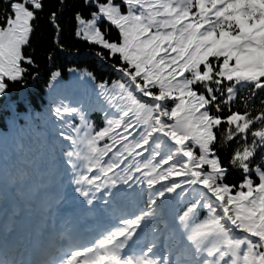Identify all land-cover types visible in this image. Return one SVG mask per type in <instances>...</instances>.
Listing matches in <instances>:
<instances>
[{
    "label": "snow or ice",
    "instance_id": "1",
    "mask_svg": "<svg viewBox=\"0 0 264 264\" xmlns=\"http://www.w3.org/2000/svg\"><path fill=\"white\" fill-rule=\"evenodd\" d=\"M68 8L69 0L52 9L49 0H4L0 98L41 77L32 45L42 18L65 47ZM71 24L98 66L69 68L65 79L53 70L56 54L45 58L50 161L65 178L60 199L70 194L94 207L104 193L113 203L115 176L132 160L163 158L153 171L151 163L137 168L150 189L167 187L152 207L198 190L200 200L180 218L190 224L197 214L195 227L183 229L190 245L208 249V264H264V0H76ZM161 168L166 174L151 179ZM146 217L154 214L124 220L100 248L81 250L68 236L62 258L49 251L41 264H165L144 231ZM236 231L245 238L233 239ZM140 238L144 253L125 258ZM175 239L184 247V237ZM0 264H16L14 250Z\"/></svg>",
    "mask_w": 264,
    "mask_h": 264
},
{
    "label": "trees",
    "instance_id": "2",
    "mask_svg": "<svg viewBox=\"0 0 264 264\" xmlns=\"http://www.w3.org/2000/svg\"><path fill=\"white\" fill-rule=\"evenodd\" d=\"M76 0H69V8L64 14V28H65V47L57 48L55 44V36L51 24L46 18H42L39 29L33 40V48L36 50L35 55L38 63L41 64V77L36 81H30V89L28 94L24 93L25 87L19 85H14L10 88L7 95L3 98H0V133L8 132L11 124H5L4 120L11 118L13 113H18L19 115L29 118L30 113L40 114L37 117V120H45L43 114H45V108L49 102V93L46 87V81L50 77V72L48 67L45 65V58L51 53L56 54L55 58V68L53 70L59 69L62 74H64L65 79L70 75L68 72L69 68H78V69H88L91 68L93 71L97 70L98 61L94 56V53L85 43L77 42V38L72 37V4ZM59 4V0H49L50 9L56 8ZM4 0H0V7H3ZM47 14H45L46 17ZM69 37H72L69 39ZM106 72L107 69H104ZM111 78L115 80V74H111ZM10 101L11 105L14 108V111H11L10 106H4L5 102ZM28 113L27 116L23 114ZM20 116V117H21ZM37 116V115H36ZM41 116H43L41 118ZM30 124H34L30 120ZM35 127V126H34ZM38 133L40 130L36 128ZM153 160H132L130 169L137 173V168L142 167L143 164L151 163ZM163 161H158L159 165ZM165 174H166V169ZM200 195H198V200ZM196 202V201H195ZM194 203V201H190ZM243 238V237H242Z\"/></svg>",
    "mask_w": 264,
    "mask_h": 264
},
{
    "label": "bare ground",
    "instance_id": "3",
    "mask_svg": "<svg viewBox=\"0 0 264 264\" xmlns=\"http://www.w3.org/2000/svg\"><path fill=\"white\" fill-rule=\"evenodd\" d=\"M140 250V248H138L136 251H139ZM165 264H168V262H165Z\"/></svg>",
    "mask_w": 264,
    "mask_h": 264
}]
</instances>
